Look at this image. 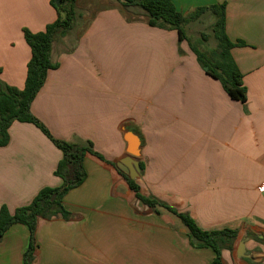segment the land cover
Listing matches in <instances>:
<instances>
[{
	"label": "crops",
	"instance_id": "0c3cea01",
	"mask_svg": "<svg viewBox=\"0 0 264 264\" xmlns=\"http://www.w3.org/2000/svg\"><path fill=\"white\" fill-rule=\"evenodd\" d=\"M51 1L0 0V91L24 87L23 29L38 33L53 23ZM124 1H74L77 25L53 42L58 67L30 106L52 137L89 141L104 160L85 155L86 179L62 201L67 220L38 221L33 264L212 263L213 250L192 247L176 216L136 200L120 169L130 158L125 132L141 138L133 158L141 194L187 213L202 230H235L222 264H264V0H170L183 15L225 4L245 103L204 73L176 31L150 27ZM8 136L0 147V208L13 213L40 189L62 185L54 175L62 154L33 124L14 121ZM28 235L19 224L6 231L0 264H23Z\"/></svg>",
	"mask_w": 264,
	"mask_h": 264
},
{
	"label": "trees",
	"instance_id": "16d2710c",
	"mask_svg": "<svg viewBox=\"0 0 264 264\" xmlns=\"http://www.w3.org/2000/svg\"><path fill=\"white\" fill-rule=\"evenodd\" d=\"M56 1H51L57 13V18L53 23L48 24L43 31L38 33L23 29L24 40L30 48L24 87L22 90L6 87L4 91H0V147L7 145L8 128L14 121H18L36 126L62 154L54 170V175L62 180L60 187L40 189L28 205L15 209L13 213H10L6 206L0 208V238L14 224L22 225L28 230L23 264H33L36 250L34 234L38 221L40 219L51 220L56 217L67 220L70 217L62 201L70 190L79 187L85 181L86 172L83 166L85 155L90 154L104 161L102 156L94 151L89 141L74 144L52 137L30 111L33 100L45 82L47 72L58 67L57 63L50 60L53 42L69 34L77 25L75 0H59V6H56ZM122 5L124 7L134 6L143 11L148 17L150 27L176 31L178 42L187 39L184 29L187 23L210 14L213 17L211 32L215 46L205 53L191 46L190 48L200 68L206 75L220 83L231 100L246 102V89L243 86L242 75L230 55L234 44L225 33V4L200 7L187 15L178 12L170 0H125ZM140 168H142L141 165ZM122 176L141 205L152 208L156 214L160 213L159 208H163L176 216L187 230L190 245L194 248H211L215 254L211 264H222L221 252L232 249L237 235L235 230H202L187 213L177 212L165 203L141 194L134 180L125 174Z\"/></svg>",
	"mask_w": 264,
	"mask_h": 264
},
{
	"label": "rangeland",
	"instance_id": "374dc122",
	"mask_svg": "<svg viewBox=\"0 0 264 264\" xmlns=\"http://www.w3.org/2000/svg\"><path fill=\"white\" fill-rule=\"evenodd\" d=\"M212 24L213 17L210 14H206L197 21H192L185 25L186 41L190 44H188L190 50L193 47L205 53L215 46V40L211 32Z\"/></svg>",
	"mask_w": 264,
	"mask_h": 264
},
{
	"label": "water",
	"instance_id": "95a60500",
	"mask_svg": "<svg viewBox=\"0 0 264 264\" xmlns=\"http://www.w3.org/2000/svg\"><path fill=\"white\" fill-rule=\"evenodd\" d=\"M60 1H56V6H59ZM126 134V143H127V149L126 153L130 156V158H127L122 161V166H120V169L128 173L130 179H134L138 173V164L136 161L133 160V158H139L140 157V146H141V138L137 133H131V132H125ZM243 252V243H240L238 253Z\"/></svg>",
	"mask_w": 264,
	"mask_h": 264
},
{
	"label": "built area",
	"instance_id": "2783aa9c",
	"mask_svg": "<svg viewBox=\"0 0 264 264\" xmlns=\"http://www.w3.org/2000/svg\"><path fill=\"white\" fill-rule=\"evenodd\" d=\"M261 189H264V185L261 186Z\"/></svg>",
	"mask_w": 264,
	"mask_h": 264
}]
</instances>
